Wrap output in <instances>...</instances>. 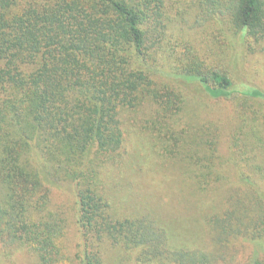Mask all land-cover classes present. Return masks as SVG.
Wrapping results in <instances>:
<instances>
[{"label":"trees","instance_id":"16d2710c","mask_svg":"<svg viewBox=\"0 0 264 264\" xmlns=\"http://www.w3.org/2000/svg\"><path fill=\"white\" fill-rule=\"evenodd\" d=\"M182 1L200 26L181 13ZM204 24L264 51V0H0L1 243L38 264H111L108 246L137 264L200 263L194 251L173 247L153 219L116 217L103 169L124 162L123 117L131 110L149 118L143 130L167 126L164 140H171L164 119L180 96L174 79L197 82L213 98L238 93L264 102V91H237L224 70L198 58L192 36ZM253 115L256 150L237 158L264 172V111ZM186 126L178 132L185 154L167 143L164 155L183 163L204 191L219 180L200 149L206 132ZM239 160L245 179L251 173ZM69 187L79 241L67 256L66 219L52 208L51 192Z\"/></svg>","mask_w":264,"mask_h":264},{"label":"rangeland","instance_id":"374dc122","mask_svg":"<svg viewBox=\"0 0 264 264\" xmlns=\"http://www.w3.org/2000/svg\"><path fill=\"white\" fill-rule=\"evenodd\" d=\"M193 10L186 1L181 2V13L192 21V26H200L202 21L194 23L191 18ZM204 26L192 36L198 58L206 59L207 66L224 70L237 91L250 86L264 91V51L254 45L251 50L242 46L226 28L218 32L213 25L207 30H203ZM177 27L190 30L181 23ZM155 79L159 85L165 81L162 76ZM173 81L171 85L180 96L173 102L172 115L164 119L175 131L169 142L164 140L167 126L158 133L149 132L143 130L149 121L144 114L131 110L123 117L124 162L103 169L104 195L111 210L119 218L153 219L164 229L173 247L194 251L199 264H264V172L247 167L243 155L240 160L237 158L240 151L256 150L258 128L253 123V111L258 107L264 111V102L238 93L213 98L197 82ZM181 126L206 132L200 149L214 163L219 180L204 191L198 189L194 176H188L183 163L164 155L163 149L168 145L185 154L178 134ZM236 160L251 173L245 179L246 175L234 166ZM51 199L52 208L66 219L65 253L72 255L79 241L74 191L71 187L54 189ZM106 250L111 264H137L123 248L108 246ZM187 258L179 264H192V257ZM0 264L38 263L26 250L0 242Z\"/></svg>","mask_w":264,"mask_h":264}]
</instances>
